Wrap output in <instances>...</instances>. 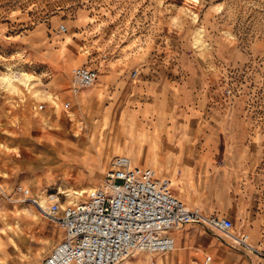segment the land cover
<instances>
[{
    "label": "rangeland",
    "instance_id": "obj_1",
    "mask_svg": "<svg viewBox=\"0 0 264 264\" xmlns=\"http://www.w3.org/2000/svg\"><path fill=\"white\" fill-rule=\"evenodd\" d=\"M77 62L99 75L90 86L97 100L83 107L73 101L96 94L67 81ZM0 68V78L25 74L0 81V179L8 190L16 175L37 204L47 205L49 191L65 203L98 185L117 153L141 164L147 155L185 202L230 216L235 233L264 246V0H0ZM55 74L70 97L51 104L61 87ZM166 135L180 160L150 155L158 147L152 139L161 147ZM209 135L227 148L212 164L198 159ZM40 137L54 141L59 156ZM83 173L91 182L80 185ZM17 186L0 196V237L19 233L22 262L42 264L62 228ZM194 224L178 230L175 249L186 261L172 251H141L119 264H201L212 253L196 243L200 228L230 249L209 264H238L237 256L257 264L248 249Z\"/></svg>",
    "mask_w": 264,
    "mask_h": 264
},
{
    "label": "built area",
    "instance_id": "obj_2",
    "mask_svg": "<svg viewBox=\"0 0 264 264\" xmlns=\"http://www.w3.org/2000/svg\"><path fill=\"white\" fill-rule=\"evenodd\" d=\"M60 31L67 29L64 22ZM0 71L2 69L0 68ZM95 67L72 65L70 83L79 90L94 83ZM69 100L64 101L67 106ZM44 102L38 104L39 108ZM172 180L151 165L136 163L125 154H116L100 183L73 199L61 202L58 191L47 193V207L39 209L63 228V236L43 257L42 264H119L140 250L174 248L171 231L185 223H198L218 230L230 243L240 244L264 264V248L254 244L248 232L235 233L230 216L206 213L189 205L173 190ZM17 190L22 191L17 186ZM27 193V189L23 190ZM0 194L8 195L0 185ZM206 254L202 264H209Z\"/></svg>",
    "mask_w": 264,
    "mask_h": 264
},
{
    "label": "crops",
    "instance_id": "obj_3",
    "mask_svg": "<svg viewBox=\"0 0 264 264\" xmlns=\"http://www.w3.org/2000/svg\"><path fill=\"white\" fill-rule=\"evenodd\" d=\"M76 60V59H75ZM77 61V60H76ZM75 64H84V63H75ZM86 65V64H85ZM88 66H91V65H88ZM92 67H95V68H97L96 66H92ZM97 70H98V68H97ZM55 76H56V74H55ZM55 80H56V82L58 83V84H60L61 85V87H59V94L58 93H54V94H51L50 95V97H51V104L53 103V100L54 99H58L59 98V95L61 96V95H68L69 96V94L67 93V92H65V91H63V82H60V81H58V78H57V76L55 77ZM70 80V78L68 77L67 78V81H69ZM92 85V84H91ZM91 85H89V86H91ZM85 88V87H84ZM84 88H82L81 90H79V91H83L84 90ZM87 92L88 93H90V94H96V92H93L92 91V87H89L88 88V90H87ZM70 97V96H69ZM97 100V94H96V99L95 100H92V99H88L87 98V100H79V101H77V102H74L73 101V103H78L79 104V106L78 107H83L82 105H85V104H88V103H93L94 101H96ZM44 103H45V106H43L42 108H46L47 107V102L46 101H43ZM40 103V102H39ZM57 133L55 132V135H56ZM166 138H164V140H163V142H161L162 144H163V146H159V144H160V142H159V140H156V139H152V142H154V143H156L157 144V148H153L152 150H151V153H150V155H168V157H169V159H170V161L171 160H173V159H175V158H177V155L176 156H172V151H171V148L170 147H167V145L168 144H170V135H166L165 136ZM41 139H43L42 137H40ZM43 140H45V141H47L48 143H50L51 144V148H53L54 150H55V153H56V155L57 156H59V154L57 153V150H56V143L54 142V141H51V140H49V139H43ZM133 140H135V139H132V142H133ZM225 142H224V139L222 138V137H214V136H211V135H209L204 141H203V144H202V147H201V149H200V151H199V154H198V159L200 160V161H203V162H206V163H209L210 161H211V159H212V161H211V164L212 163H214L215 162V160H219V159H221L222 157H225L226 156V154H227V151H226V147H225V144H224ZM117 154H119V153H117ZM126 154V153H125ZM128 155V154H127ZM130 156V155H129ZM131 157V156H130ZM138 158V157H137ZM138 160L140 161V162H142V164H144V165H151L152 166V164H153V160L154 159H152V158H148L147 157V155H146V157H143L142 159H139L138 158ZM176 160H180L179 158H177ZM235 160V159H234ZM106 161H107V159H106ZM214 161V162H213ZM75 163V164H74ZM106 163V162H105ZM137 163V162H136ZM215 163H217V162H215ZM139 164H141V163H139ZM210 164V163H209ZM73 165L75 166V167H77V168H81L82 167V165H81V163H80V161L79 160H74V162H73ZM170 165H174V167H175V162H172V164L170 163ZM217 167H219L218 165H217ZM65 168V167H64ZM89 169V168H88ZM75 170H77L76 168H75ZM69 173L70 172H73L74 173V171H72L71 169L68 171ZM86 174L87 173H83V176H82V179H81V181L80 182H76V183H78V184H80V185H82L83 183H90L91 181L90 180H88V179H86ZM10 175H14V174H10ZM15 177H16V179H17V183H15L13 186H12V188L11 189H9V190H7V189H5L4 187H3V183L1 184V182H3V180H4V176L3 177H1V179H0V185L2 186V188L4 189V191L6 192V193H11L13 190H14V188H15V186L16 185H19L18 183V177L16 176V175H14ZM174 186V185H173ZM91 188V187H90ZM90 188H87L86 190H84V191H87L88 189H90ZM18 191V193L19 194H21V191H19V190H17ZM0 196L1 197H5V195H3V194H0ZM6 200V199H5ZM29 201L30 202H33V201H31L30 199H29ZM1 205V204H0ZM2 207H3V210L2 211H0V212H3L2 213V217H0V223H1V221H2V219H3V214H4V212H5V206L4 205H1ZM37 208V207H36ZM217 214H222V215H226V214H223V213H217ZM228 216V215H227ZM195 224L193 223V222H190L189 223V226H194ZM51 226H52V223L51 222H46V226H45V228H46V230H49L50 228H51ZM183 226V225H182ZM1 227V226H0ZM181 227V226H180ZM62 228V227H61ZM179 228V227H178ZM178 228H175V229H173L172 231H171V234L174 236V241H175V245H177L176 244V240L178 241V238H179V236H181V235H183V232H181V233H179L178 234ZM250 232L252 231L253 232V235H254V232H255V229H251V230H249ZM251 232V233H252ZM56 234H59L60 236H58L59 238L52 244V247H53V245L63 236V228H62V231L60 232V233H57L56 232ZM176 236V237H175ZM225 240L228 242V243H230L226 238H225ZM196 243L198 244V245H200V246H202V248L205 250H208L209 251V253H212L211 255H212V258H219L221 255H222V253H225L227 250H230V249H227V248H224V247H222V246H220L219 245V243H217V240L213 237V236H211L210 238H205L204 237V233H203V231H202V229L200 228V233L198 234V236H197V239H196ZM260 244H263L262 242H260L258 245L260 246V247H262V248H264V246H262V245H260ZM25 245H26V243H25V241H24V239L23 238H21V235L19 234V233H15V232H10V233H8L7 234V236H4V237H0V264H24L23 262H22V257H21V250L23 249V248H25ZM175 245H174V248H172V249H170L171 251H172V255L173 256H176L177 254H178V251L175 249ZM51 247V248H52ZM175 249V250H174ZM203 250V251H204ZM17 251H19V254H17L16 252ZM50 251V250H49ZM48 251V252H49ZM202 251V252H203ZM47 252V253H48ZM251 252V251H250ZM46 253V254H47ZM252 253V252H251ZM253 255H255L254 253H252ZM197 257V256H196ZM237 258H238V264H243V263H240V257H238L237 256ZM203 259H204V257L202 258V260L200 261V263L202 264V261H203ZM254 260V259H253ZM211 261H212V259H211ZM210 261V262H211ZM255 262L256 263H258V257L255 255ZM35 263V262H34ZM33 263V264H34ZM173 263H178V262H176V261H173ZM172 263V264H173ZM126 264H129L128 263V261H127V263ZM179 264V263H178Z\"/></svg>",
    "mask_w": 264,
    "mask_h": 264
},
{
    "label": "bare ground",
    "instance_id": "obj_4",
    "mask_svg": "<svg viewBox=\"0 0 264 264\" xmlns=\"http://www.w3.org/2000/svg\"><path fill=\"white\" fill-rule=\"evenodd\" d=\"M71 70V69H70ZM24 73H22V72H20V73H15L13 70H9V72L7 73V74H5L2 78H0V81H3L5 84H7V85H9V84H11L12 83V81H13V79H14V77H17V78H19V79H24L25 77H24ZM98 77H99V75H98ZM98 77L96 78V80L98 79ZM86 87H90V86H86ZM75 91H77V90H75ZM41 109H43V108H40V110ZM82 142H83V140H82ZM85 145V144H84ZM79 152V151H78ZM82 153V152H81ZM158 172V171H157ZM4 184V182H1V184ZM172 183H173V181H172ZM3 187L5 188V189H7V187L5 186V184L3 185ZM18 187L20 188V189H22V191H21V195L23 196V198L24 199H30V200H32V201H34L35 203H36V205H37V207L39 208V209H44V208H46L47 207V205H46V202L44 201V200H41L40 201V203L41 204H37V199H35V198H33L32 197V191H31V189L29 188V187H26V186H24V185H18ZM24 189H27L28 191H27V193L25 194L24 193ZM8 190V189H7ZM10 198V200H14L15 198H12V197H9ZM2 210V209H1ZM187 224H189V223H185L183 226H185V225H187ZM183 226H181V227H179L177 230H179V229H181ZM176 237V236H175ZM176 244H177V240H176ZM175 247H176V245H175ZM141 251H146V250H140V251H137V252H141ZM169 251H171V250H162V251H146V252H151V253H164V252H169ZM177 251H178V254L176 255V256H178V257H180L183 261H186V258H187V256H186V253L184 252V251H182V250H179V249H177ZM137 252H135L134 254H136ZM173 256V255H172ZM168 258V257H167ZM161 259V258H160ZM163 259V258H162ZM161 259V260H162ZM165 260H166V258H165ZM171 260H172V258L170 257V258H168L167 259V261H169L170 263H171Z\"/></svg>",
    "mask_w": 264,
    "mask_h": 264
}]
</instances>
